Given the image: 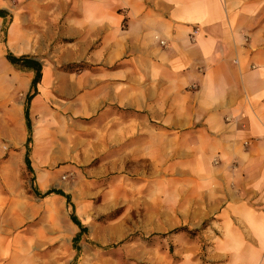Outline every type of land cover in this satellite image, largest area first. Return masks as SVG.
<instances>
[{"label": "crops", "instance_id": "0c3cea01", "mask_svg": "<svg viewBox=\"0 0 264 264\" xmlns=\"http://www.w3.org/2000/svg\"><path fill=\"white\" fill-rule=\"evenodd\" d=\"M52 94L60 114L94 123L145 116L127 142L189 166L201 221L220 233L209 261L264 264V0H0V196L19 193L32 112ZM22 207L0 202V264H119L94 259L77 218L69 237ZM175 244L174 264H202Z\"/></svg>", "mask_w": 264, "mask_h": 264}, {"label": "rangeland", "instance_id": "374dc122", "mask_svg": "<svg viewBox=\"0 0 264 264\" xmlns=\"http://www.w3.org/2000/svg\"><path fill=\"white\" fill-rule=\"evenodd\" d=\"M81 68L70 66V74L77 76ZM47 100V107H38L44 113L42 108L32 112L39 130L32 132L29 167L24 161L17 167L20 191L0 196V202L23 206L22 213L34 220L31 226L43 222L58 231L69 224V237L71 216H76L86 227L85 246L97 262L174 264L177 241L183 247L196 246L195 257L213 264L208 252L220 233L212 216L201 221L205 209L195 202L199 190L189 166L159 163L156 154L145 153L151 142H127L128 134L143 135L137 128L148 122L145 116L107 110L94 123L60 114L62 98L56 94ZM46 191L68 196L69 204L56 193L43 196ZM179 228L194 233L174 232Z\"/></svg>", "mask_w": 264, "mask_h": 264}, {"label": "trees", "instance_id": "16d2710c", "mask_svg": "<svg viewBox=\"0 0 264 264\" xmlns=\"http://www.w3.org/2000/svg\"><path fill=\"white\" fill-rule=\"evenodd\" d=\"M38 81H39V74L36 75L35 80L33 81V86H34ZM25 114H26V115L28 114L27 111H26ZM25 163H26L27 167H29V161H28V158H27V157L25 158ZM51 193H56V194H59V195H61V196H64V197L67 199V203L69 204V197H68V196H65L64 194H62V193H60V192H51V191H49V192H46L43 196L49 195V194H51ZM71 219H72V221H73L76 225H78V226L80 227V224L78 223V221H77V219H76L75 216H71ZM82 231H83V232L86 231L85 228H82V229H81V232H82ZM176 231H178V230H175L174 232H176ZM191 233H192V232H191ZM193 233H194V232H193Z\"/></svg>", "mask_w": 264, "mask_h": 264}, {"label": "built area", "instance_id": "2783aa9c", "mask_svg": "<svg viewBox=\"0 0 264 264\" xmlns=\"http://www.w3.org/2000/svg\"><path fill=\"white\" fill-rule=\"evenodd\" d=\"M161 44L163 45V42H161Z\"/></svg>", "mask_w": 264, "mask_h": 264}]
</instances>
